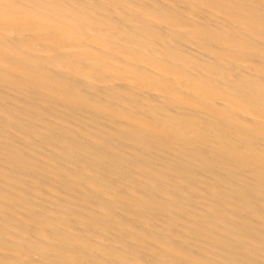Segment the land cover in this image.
<instances>
[{
	"label": "bare ground",
	"instance_id": "1",
	"mask_svg": "<svg viewBox=\"0 0 264 264\" xmlns=\"http://www.w3.org/2000/svg\"><path fill=\"white\" fill-rule=\"evenodd\" d=\"M0 264H264V0H0Z\"/></svg>",
	"mask_w": 264,
	"mask_h": 264
}]
</instances>
